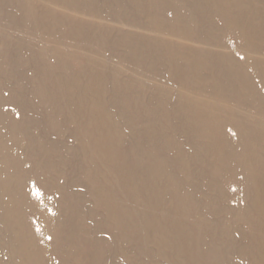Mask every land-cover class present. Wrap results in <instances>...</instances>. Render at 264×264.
Wrapping results in <instances>:
<instances>
[{"label": "rangeland", "instance_id": "obj_1", "mask_svg": "<svg viewBox=\"0 0 264 264\" xmlns=\"http://www.w3.org/2000/svg\"><path fill=\"white\" fill-rule=\"evenodd\" d=\"M181 1L162 5L177 9L181 22L172 11L166 16L194 30L200 17ZM208 2L211 25L193 35L192 48L185 32L158 31L150 15L121 18L113 6L94 19L74 2L0 0V171L11 167L23 185L17 197L28 203L14 212H24L22 228L40 264H264V217L256 223L251 207L258 187L264 208V0ZM218 7L225 12L215 16ZM76 20L104 29L91 24L89 36L73 35ZM109 27L110 45L87 42ZM172 40L175 48L164 46ZM176 51L190 55L172 62ZM174 64L189 71L178 82ZM225 72L250 76L252 87L214 94L208 82ZM88 73L108 83L94 90ZM209 107L220 117L235 112L221 130L235 151L223 154L232 175L220 165L223 150L211 148L219 140L189 117L205 121ZM0 244V262L9 264L14 245Z\"/></svg>", "mask_w": 264, "mask_h": 264}, {"label": "bare ground", "instance_id": "obj_2", "mask_svg": "<svg viewBox=\"0 0 264 264\" xmlns=\"http://www.w3.org/2000/svg\"><path fill=\"white\" fill-rule=\"evenodd\" d=\"M63 1L68 3V4H71L72 2H74L78 6L83 7L85 12L88 13L89 16L94 15L93 16L94 19H98V16L102 15V13H101L102 10H105L108 7H113V6L119 10V11L118 10L117 11L115 10V11L117 12L116 15L120 16L121 18L133 16V15H137V14H139V15L143 14L144 16L150 15V17L148 19L154 20L158 24H160L158 31L159 30L161 31V30L165 29V27H167V28H170L171 30L175 29L174 32H176V30L185 32L182 36L185 38L186 41L187 40L189 41V44L192 48H193V45L191 44V41H193V40L191 38L193 37V35L194 36H196L197 34L200 35V31H202L203 29H206L209 25H211L208 22V20H209V15L212 14V12L209 13L207 7H212V5H211V2H208V0H188L187 1L191 6V7L187 6V8H188L187 13H189L190 15H197V16L199 15L198 17H200V22H199L200 24L194 23V25H192L194 27V30H193V28L189 29V30L184 29L182 27V26H184V24H183L184 22L181 25L179 24V25L174 27V25H175L174 22L169 20L168 19L169 17L166 16L167 11L173 12V18H177L178 23L181 22V20L179 19V17L181 18V16L177 12V9L173 11V10H170L171 7L167 8L166 6H162L167 0H132V1L126 0V1H128L129 4H125L121 0H115L114 2L113 1H104V0H67L68 2L65 0H63ZM173 1L182 2L181 0H173ZM152 2H155L154 6H152V4H151ZM184 2L185 1H183L182 3H184ZM157 4H160L161 6L158 7ZM224 6H225V4H224ZM221 7H223V6H221ZM221 7L217 8L218 11L215 14V16L218 15V12H221V14H224L225 11H223L222 9L221 10L219 9ZM131 10H133V13L130 12ZM107 17L109 18V16H107ZM198 20H199V18H198ZM230 20H232V19H230ZM91 24L92 25L96 24V26L102 27L101 28L102 30L104 29V27L99 23H91ZM91 24L89 23V25H90L89 26L87 23H84V21L76 20V21H74V24L72 27L73 33H71V34L84 37V36L88 35V33L90 32V30L92 28ZM152 25L153 24H151V26ZM130 27H132V25H130ZM173 27H174V29H173ZM202 27H203V29H202ZM109 29L110 30H106V33H107L106 37H103L99 40L96 37L92 38V40L87 39V42L89 44H92V43L98 44V42L100 41L104 46H105V44L110 45L111 42L109 40V38H110L109 35L111 34V32H114V31H113V27H109ZM165 30H167V29H165ZM217 31L218 30L216 29L215 32H217ZM202 32H204V30ZM166 35H169V34H166ZM180 38H182V37L180 36L179 39ZM194 41H196V40H194ZM121 42H123V41H121ZM155 42H157V40L155 41V39L154 40H147L149 48L154 46L152 43H155ZM158 42H159V44L164 43V42L160 41L159 39H158ZM174 42H175L174 40L169 41V42L165 43L164 46L168 47V48H175ZM176 43H177V41H176ZM155 46H157L158 48L160 47L159 45H155ZM190 46L188 47L187 44L184 45L183 51H185V52L190 51ZM121 47H123V45ZM183 51L181 52L180 55L178 54V53H180L178 51H176V53L170 55L172 58L171 61L177 62L175 60V58L183 59V58L190 55V53H184ZM107 52H109V51H107ZM168 55L169 54H167L166 57H168ZM137 56H139L140 58L145 57V60H146V56L142 55L141 51H139ZM252 60H253V58H252ZM146 62H147V60H146ZM255 64H257V62H254V65ZM258 67L260 69L264 70V68L262 66H258ZM196 68H198L197 64H195L193 61H191L190 62V69L195 71ZM184 71H185L184 68L180 69L179 65L174 64L171 67V74H170L171 78L175 79L177 82L180 81L181 79L185 78L189 72V71H187V74L185 75ZM108 74H112V73L110 72ZM88 75H90V77H88V81L91 82L90 86L94 90L97 89V85L108 83L107 81H101V77L95 78V74H93L91 76V74L88 73ZM263 79H264V76H263ZM211 82L213 83V85L215 87L214 90H212V92L216 95H223L225 97L229 96V95L238 96L240 92L243 93V91H247V88H249L251 86L250 76H249L248 81H247L246 79H239L238 75L236 77L230 76L227 72H225L221 75H216V78H214V81L211 80L208 83H211ZM200 83L203 84L204 82H200ZM98 96L101 97L102 95H98ZM116 97L118 99V96H116ZM255 97L256 96L254 94V98ZM218 98H220V97H218ZM245 99H248V98L245 97ZM178 100H180V101L183 100V97H178ZM203 101H204V99H203ZM128 102H130L129 97L125 96L123 104L127 105V104H129ZM184 102H186L185 98H184ZM216 109L214 107H211L210 110L207 111V114L209 116L206 114V112L201 111L207 115L206 120L202 121V122H199V119L196 117L197 115L189 114V117L194 123L198 124L201 127L202 132L206 136H215L219 140V144L217 146L212 144L211 148L220 147L223 150L219 154V159L221 162L220 165L222 166V168L225 171H227L228 175H232L233 171L227 167L230 164V162L226 158H224L223 154L225 153V154L233 155V154H235V151H233L230 148L231 146L229 147V145H227V143H229V142H227L225 140V138H224L225 136L223 135L221 130H222V128H225L224 127V125H226V124H224L225 120L231 121L230 118L235 112H232L229 115L220 117L219 113H217ZM97 110H99V109H97ZM175 112H176V114H178L177 111H175ZM154 114H155V112H153V111H151L149 113L148 116H149L150 120H153L151 117H153ZM169 114H170V112L164 114L163 116H166ZM181 116H183V115H181ZM146 119H148V117H146ZM197 119H198V121H196ZM97 128L99 130H103V127H102V124L100 121L98 122ZM148 129H150V128L148 127ZM105 134H107V131H105ZM245 134H246V132L242 133L243 138L245 137ZM223 142H224V144H223ZM222 146H223V148H222ZM248 148L254 150V152H255L254 158L257 161L263 163L262 159L260 158V154H258L257 150L253 149L249 146H248ZM20 164L21 163L18 162L17 164H12V166L15 165L17 167H21ZM240 166L242 169V173L245 175L246 179H252V177H254L252 174L253 171L250 168L243 165L242 162H240ZM9 169H11V167L9 168L7 166L6 168L2 169V171H0V242H2L4 240L5 242H7L9 244L14 245V248H15L14 252H12L11 254H9V252H6V254L9 255L6 263L12 264V262L14 260L23 258V259L28 260L29 264H40L38 259H41V252L33 247L34 239L31 236H28L27 235L28 232H26L22 228V216L24 215V212L21 210L14 212V208L21 207V206L27 204L28 201L26 199H24L23 197H17L18 195H20V189L23 187V185L20 184L19 180L13 179L12 174L8 173ZM257 179L258 178H253L252 181L254 182ZM129 180L131 181V178H129ZM133 192H134V190H133ZM252 193L256 195V197L252 199V200H255V202L253 201L254 204L252 202V205H251L252 210L255 212V215H256L255 222L261 223L262 219L264 217V208L262 207V201H260L261 196H262V190L258 187H254L252 189ZM5 197H9V198H5ZM37 214L39 215V219H42L40 223L44 226V231L45 230L47 231L48 224L46 223V219H45L44 214H42V213H37ZM2 227H5L7 229L3 230ZM2 249H3L2 245L0 244V253H1ZM49 252H50V250H48V254H49ZM0 264H3V263L0 262Z\"/></svg>", "mask_w": 264, "mask_h": 264}, {"label": "snow or ice", "instance_id": "obj_3", "mask_svg": "<svg viewBox=\"0 0 264 264\" xmlns=\"http://www.w3.org/2000/svg\"><path fill=\"white\" fill-rule=\"evenodd\" d=\"M35 195L37 196V197H39L40 195H41V193L39 192V191H36L35 192ZM50 239V238H49Z\"/></svg>", "mask_w": 264, "mask_h": 264}]
</instances>
